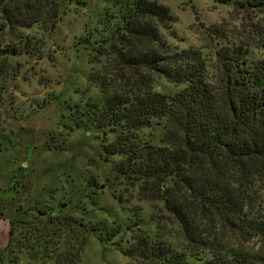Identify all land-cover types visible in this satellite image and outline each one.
<instances>
[{
	"label": "trees",
	"instance_id": "trees-1",
	"mask_svg": "<svg viewBox=\"0 0 264 264\" xmlns=\"http://www.w3.org/2000/svg\"><path fill=\"white\" fill-rule=\"evenodd\" d=\"M213 1L264 24V0ZM80 11L83 33L72 44L100 65L89 81L105 98L76 106L72 120L110 137L101 146L116 176L162 204L178 239L153 232L139 214L107 235L138 264H264V55L253 57L254 45L223 41L213 29L210 38L223 42L208 53L171 44L162 30L175 18L161 0H0V36L9 39L0 43V111L10 57H39V31L52 34ZM157 78L178 90L156 91ZM157 127L159 143L143 133ZM0 251L6 264L12 248Z\"/></svg>",
	"mask_w": 264,
	"mask_h": 264
},
{
	"label": "rangeland",
	"instance_id": "rangeland-1",
	"mask_svg": "<svg viewBox=\"0 0 264 264\" xmlns=\"http://www.w3.org/2000/svg\"><path fill=\"white\" fill-rule=\"evenodd\" d=\"M161 1L175 18L176 37L162 30L171 44L208 53L232 40L254 45L253 57L264 55V24L258 27L231 6ZM103 7L102 2L88 7L90 15ZM82 13L65 16L52 34L40 30L46 40L41 55L10 57L1 81L0 249L12 248L6 264H138L118 249L117 236L107 235L129 217L136 221L137 214L153 232L178 239L162 204L145 200L138 184L116 176L114 158L107 161L101 146L110 137L72 120L76 106L105 98L89 81L100 65L90 63V49L72 44L83 33ZM209 29L219 30L223 41L210 38ZM8 40L0 36L1 44ZM154 88L170 95L178 90L164 78H157ZM143 133L159 143L160 127ZM102 228L105 234L99 233ZM262 244L260 239L251 243L256 249ZM11 255L16 261H8Z\"/></svg>",
	"mask_w": 264,
	"mask_h": 264
}]
</instances>
